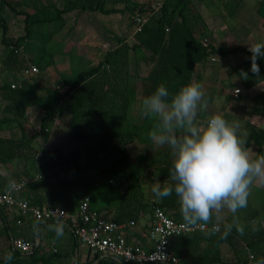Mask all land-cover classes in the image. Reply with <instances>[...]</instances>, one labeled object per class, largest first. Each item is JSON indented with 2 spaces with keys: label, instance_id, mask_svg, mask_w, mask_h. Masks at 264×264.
<instances>
[{
  "label": "trees",
  "instance_id": "obj_1",
  "mask_svg": "<svg viewBox=\"0 0 264 264\" xmlns=\"http://www.w3.org/2000/svg\"><path fill=\"white\" fill-rule=\"evenodd\" d=\"M26 1L24 0L23 5L28 6L30 11H18L16 6L19 3L13 0H0L1 44L8 50L4 63L10 65L13 71H22V74L29 63L36 66L40 64L39 61L25 60L26 52L30 51L28 43L37 36V39H41L40 56L45 55L44 45L66 25L65 14L72 12L83 14L88 11L110 15L128 12L135 30L131 43L126 38L114 37V47L107 50L96 65L78 72L74 79L63 80L62 87L66 89L62 93L57 90H46L45 95H37L34 81L38 74L25 76L14 89L10 85L1 86L0 96L7 104L2 108L3 119L0 123H16L21 126L20 120L26 117L28 105L34 103L41 113L40 128L32 135L35 138L48 131V126L52 128L56 119L65 121L64 117L69 116L70 121L67 122V127L72 151L69 155L71 160L64 159L65 174L70 172L67 163L77 159L76 156L74 157L75 153L78 156L81 152H85L87 160L95 159L97 155L109 150L117 153L116 159L109 162L107 173L122 179L124 191L118 206L120 209L117 217L110 221L136 222L141 212L151 218L153 211L158 208L173 220L184 222L180 214L178 198L174 193L169 197L156 198L149 202L141 190L143 183L154 185L159 182L161 187L166 182L170 183L169 169L172 161L170 150L168 149L169 153L159 152L154 157H142L141 160L147 162V168L150 171L137 174L133 171L134 162L131 161L125 146L134 140L140 144L152 143L149 132L155 122L153 119H146L136 127L130 124L131 106L136 101L138 67L141 65L149 67L147 75L141 79L140 100L142 101L160 84H164L170 94L177 93L183 86L192 83L195 68L205 64L209 57L216 54V51L200 36L203 21L193 0H162L157 10L153 8L157 3L150 4L135 0H63L62 8L53 3L44 4L41 0L40 3L39 0H31L32 4H27ZM120 3L123 4V8L107 7L108 4ZM263 8L264 0L260 2L259 10ZM7 9L23 16L24 34L22 36L11 35V27L5 18ZM15 50L20 51L15 54ZM232 52L235 50L221 54ZM245 53L247 59L234 67V74L243 88L248 90L259 83H264V56L258 57L256 60L258 72H253L256 69L255 66L252 69V53L250 51ZM253 102L262 107L264 113V91L255 95ZM33 138L26 135L20 139L0 138V164L8 163L26 153ZM250 144L257 147L253 159L263 157L264 129L252 130L249 133L243 147L246 149ZM59 150L60 148L50 149L47 153L56 156ZM51 162L55 165V161ZM151 165L154 167L151 168ZM75 171L77 169H74ZM53 175L58 178L59 173ZM30 203L36 205L34 202ZM52 204L51 202L49 205ZM65 208L68 210V207ZM4 211L6 209L0 207V219H4ZM65 226L68 228L67 225ZM224 230L216 236L208 235V237L212 239L213 244H227L233 247V241L238 236V227L233 226L227 237L221 239L220 236ZM199 234L172 240L170 249L178 259V264H249L247 256L223 262L217 256L204 253L200 246L202 240ZM11 239L9 240L11 258L9 259L8 256L5 259L6 264H51L60 258L57 252L45 257L38 247L26 254L14 252L10 249ZM245 240L246 248L254 254L257 248L263 250L264 227L258 225L255 229H249V235ZM73 243L72 256L75 249L79 248L75 237H73ZM184 246L189 249L187 259L183 257L181 251ZM83 264L120 263L93 255L88 256V260Z\"/></svg>",
  "mask_w": 264,
  "mask_h": 264
},
{
  "label": "crops",
  "instance_id": "obj_2",
  "mask_svg": "<svg viewBox=\"0 0 264 264\" xmlns=\"http://www.w3.org/2000/svg\"><path fill=\"white\" fill-rule=\"evenodd\" d=\"M135 1L145 2L139 0ZM261 1L262 0H193L194 6L203 21L200 36L216 51V54L209 57L205 64L197 66L193 74L192 83L201 85L205 93V110H203V112L199 111L197 117V121L202 127L211 115L219 114L225 119V110L229 111L234 109L235 111H233V113L238 117L233 120L229 119V124L236 128L237 124L242 122L243 129L250 132L256 129H264L263 108L257 106L253 102L254 96L264 91V83H259L252 88L245 90L234 74V67L247 59L245 51L251 50L257 44H264V8L259 10ZM86 14L87 13H85L83 17L85 19L89 18L87 19V22L92 18L96 19V13L90 12L88 15ZM106 20L108 23L113 24L110 17ZM92 21L93 20L87 24L90 25ZM92 26L95 28L94 24H92ZM12 36L14 37V35ZM88 38L90 37L88 36L86 39H82L86 41L85 43H81V45L84 46L83 56L94 59L95 61L97 54L92 49L93 46L91 42L93 41H89ZM0 46L3 47L1 44V38ZM112 48H109V50ZM230 50H235V52L221 54ZM2 51V53L0 51V87L8 85L10 82H16H9L6 78L8 73L13 72V68L4 63L8 50L4 48ZM72 54L74 55L75 53ZM25 57V60H29L27 54ZM96 64L93 63L91 66ZM138 75L139 74L137 73V76ZM143 77L139 75L136 78V101L131 106L133 107V116H130V124L135 127L142 121L151 119L144 117L141 112V92H139L140 90L137 87V83L138 80L140 79L141 81ZM55 89H62L64 91L66 88L55 87L52 88V91H55ZM234 90L240 91L237 98L233 96ZM244 91H246V94H243ZM6 104L7 102L0 96L1 115H3L2 108ZM134 106L138 107L136 111L137 115H134ZM40 115V109L34 103L29 104L26 117L23 120H20L21 126H19V128L22 130L20 136L19 134L18 138L12 136V134L16 132V125L2 124L0 125V138L20 139L25 135L33 138L32 135L34 133L30 136L26 134L27 125L29 123L39 122ZM64 119L67 122L70 121L69 116H65ZM47 132V134H41L33 138L30 142V146L27 148V154L23 153L8 163L0 164V192H3L11 181L25 180L27 181V184L20 192V198L28 200L29 202H34L36 205L43 207H68V211L73 213L74 211L70 210L72 209L70 206L73 200L71 201V198L69 197L66 198L65 193L67 192L68 194L69 187L72 185H78L77 182H73V184L70 182V175H73L78 169L74 172V169L68 165L70 169L68 174L64 175V173H59L58 178L53 175L55 172L54 170H51V161L45 157V153L51 149L49 143L53 138L50 134L51 132ZM54 139L59 140V137H55ZM68 146L61 148L59 152L61 151L69 154L71 149L70 145ZM125 148L131 161L134 162L132 167L133 171L137 173L135 165L142 162L143 166L138 169V174L150 171V169L147 168V162L143 159L141 160L142 157H154L159 152H168L167 147L157 148L154 147L152 143L140 144L137 140L127 144ZM42 153H44L45 158L43 157V162H40L39 164L38 156ZM105 157L107 158V163L101 167H97L94 164L92 165V162L83 164L81 170L87 172L86 178L88 180H90V177H95L93 176L94 174H90L92 171L99 170L102 182L95 184L90 192L82 194L79 197L78 202L83 196H89L92 208L98 211L106 219L110 220L117 217V212L120 209L118 206L123 195L124 185L120 177H113L107 173L109 162L116 159L117 153L113 150H109L99 156L100 159H106ZM150 167L153 168L154 166L151 165ZM261 185L264 187V184ZM152 186L153 185L147 183L141 185L144 197L148 201V196H150L148 194H151ZM156 198L157 197L154 195L150 200L154 201ZM51 202L53 204L49 205ZM3 214L4 219H0V264H6L5 259L10 255V238H21L28 242H37L39 251L41 254H44L45 257H49L53 252H57L60 258L51 264H70V259L72 258H74V263L83 264L88 260V256H91L88 251L81 248H76L74 255H71V251L74 247L73 236L65 225L60 224L63 226V235L58 237L54 231V226H56L57 223H37L31 219H27L18 225L16 224L18 217L15 210H6ZM222 216L223 215L221 214L219 215L221 219L225 220ZM150 219V216L141 212L138 221L134 222V227H129L125 231L127 240L132 244L143 248H152V243L145 235L149 229ZM122 223L128 224L129 222L125 221ZM218 223L222 222L212 220L208 225ZM223 226L225 227V225ZM64 234H68V238ZM199 236L202 240L200 246L203 251L205 250L204 247L211 249V253L213 252V254L215 252L218 253L219 250H225V247H223L224 244H213L212 239L208 237V234L202 233L199 234ZM58 246H62L65 249L64 255L60 254ZM79 250H83V253L80 254ZM181 251L183 257L187 259L186 253L189 249L184 246L181 248Z\"/></svg>",
  "mask_w": 264,
  "mask_h": 264
},
{
  "label": "clouds",
  "instance_id": "obj_3",
  "mask_svg": "<svg viewBox=\"0 0 264 264\" xmlns=\"http://www.w3.org/2000/svg\"><path fill=\"white\" fill-rule=\"evenodd\" d=\"M249 51L252 69H256L253 72H258L256 60L264 56V44ZM204 97L199 84L189 83L175 94L160 84L141 101L142 115L155 121L150 141L154 147H167L172 158L170 183L161 187L157 182L151 191L157 198L174 193L183 220L193 226L208 225L225 210L235 217L247 207L252 185L264 184V157L250 156L234 126L219 114L211 115L203 127L198 123L199 111L206 104ZM233 226L226 225L220 238H226ZM237 227L243 233L242 227ZM54 231L62 236L63 226L57 224ZM218 231L213 225L208 235Z\"/></svg>",
  "mask_w": 264,
  "mask_h": 264
},
{
  "label": "rangeland",
  "instance_id": "obj_4",
  "mask_svg": "<svg viewBox=\"0 0 264 264\" xmlns=\"http://www.w3.org/2000/svg\"><path fill=\"white\" fill-rule=\"evenodd\" d=\"M16 3H19V5L16 6L18 11H30V8L28 6L23 5L24 0H13ZM139 1H145L150 4H156L160 3L162 0H139ZM42 3H53L57 7L62 8L64 3L63 0H41ZM21 3V4H20ZM27 4H32L31 0L26 1ZM40 3V0H39ZM108 8L110 7H117V8H123V4H108ZM88 13L90 12H85ZM82 15V13L78 12H72L69 14L64 15L65 19V27L63 30H61L56 35H53L51 37V40L44 45L46 48L45 55L43 54L40 56V50L42 49L41 46V39H37V36H34L32 40L30 41V51L26 52L27 57L29 58V61H39L37 77L34 81V84H36V94L43 96L45 95L46 90L52 91V88L55 87H62L63 80L67 79H74L76 74L80 71H83L85 69H88L92 67L91 65L96 64L99 59H101L104 55V52L109 50V48L114 47L115 41L114 36H119L126 38L129 43L132 42L131 36L135 30V27L131 23V18L128 12L123 13H115L110 15H103V14H97L96 19L92 18V23L89 25L91 20L87 22V19H85ZM110 17L112 19V23L110 24L107 22V18ZM5 18L8 21V24L11 26V35H14V37H19L24 34V21L23 16L19 14H15L13 11L7 9ZM95 20V21H94ZM92 24L95 25V28L92 26ZM113 29V30H112ZM110 30V31H109ZM2 35V31L0 29V38ZM89 41H93L92 43V49L97 54L95 61L91 58H86L83 56L84 46L81 45V43H85V40H82L83 38L86 39L87 37ZM89 43V44H91ZM3 47L0 46L1 53L3 52ZM75 51V52H74ZM72 53H75L74 55ZM69 54V55H68ZM67 55V56H65ZM100 61V60H99ZM93 62V63H92ZM134 66L132 63L131 70L133 71ZM149 71V67L145 65H141L138 67V74L140 76H145L147 72ZM138 75V76H139ZM7 80L10 81H16V82H10L8 85L16 84L19 85L20 81L25 78V75L21 74L20 71H13L12 73L7 74ZM139 79V78H138ZM193 80V78H192ZM142 83L140 79L138 80L137 87L141 92V86ZM63 92L62 89H55V91ZM243 94H246V91L243 92ZM139 95V94H138ZM135 113L134 115H137L136 111L138 109L137 106H134ZM133 107H131L130 116H133ZM205 110V105L201 107L200 112H203ZM233 110H225V120L228 122L229 119L233 120L234 118L238 117L236 114L233 113ZM0 119H3V115L0 113ZM239 120V119H238ZM1 121V120H0ZM229 123V122H228ZM242 123V122H241ZM237 124L236 126V134L238 138L242 141V147L247 141V137L249 135L250 131H247L243 129V123ZM5 123H0V125ZM16 125L15 129L16 132L12 134L13 137L18 138V134L20 136V132L22 131L19 126ZM29 125V126H28ZM27 125L26 134L31 135L32 133H35V131H38L40 128V121L35 123H29ZM231 125V124H230ZM51 126H48L49 132H51L52 140L49 143V147L51 149L56 148H63L68 146L70 137L68 133V127H67V121H61L60 119H56L54 126L50 128ZM48 132H44L42 134H47ZM55 137H59V140L54 139ZM40 138V137H39ZM55 140V141H54ZM41 141V140H40ZM41 143V142H40ZM69 147V146H68ZM70 149L72 151V148L70 146ZM249 151L250 156L253 158L256 155L257 147L253 144H250L248 148H246ZM79 150V149H77ZM80 151V150H79ZM56 156L48 155V153H45V157L50 159L49 161H55V165H52V162L50 163L51 170H54L55 173H64V168L66 167L64 163V159L71 160L70 153H64L59 152L55 154ZM87 154L84 152H81L80 154L75 153L74 157L76 156L77 159L73 162H68L67 164L69 167L73 169H78L77 172L73 173V175H70V182L73 184V182H77L78 185H72L69 187V192L65 193L66 198H71L72 204L70 210L76 211L77 209V202L79 197L87 192H90L92 190V187L102 182L100 179V171H92L90 174L95 176L94 178L90 177V180L86 178L87 172L82 171L83 164H87L92 162L91 164L96 165L97 167L104 166L107 163L106 159H100L99 156L101 154L97 155L95 159L87 160ZM59 156V158H57ZM44 153L40 154L38 156L39 164L40 162H43ZM44 157V158H45ZM53 158V159H52ZM70 158V159H69ZM89 158V157H88ZM135 159V158H134ZM133 159V160H134ZM59 160V161H57ZM94 160V161H93ZM67 165V166H68ZM143 164L142 162H139L135 165V169L137 168V174L138 169L142 168ZM117 180V178H116ZM148 198L149 202H151L150 198L154 196V194L151 191V194L149 193ZM223 215L222 217L225 219H221L220 217H213V220L216 222H222L218 223L220 225H228L233 224L237 227H242L243 233H241L238 230V236H236L235 240L233 241V247L229 246L227 244H224L223 247H225V250L221 251L219 250L218 253L213 252L211 253V249H207L206 247L204 252H206L208 255H215L219 257L223 262H229L232 259L238 258V257H244L247 256L246 254V237L249 235V229H255L258 225H261L264 227V187L260 183H254L251 187L250 195L248 198V204L247 207L244 209L239 210L235 217L231 213H228L226 210L221 213ZM224 221V222H223ZM63 225V224H62ZM134 227V226H133ZM65 235V234H64ZM68 238V234L65 235ZM59 252L61 255L65 254V249L61 246L59 247ZM215 249V248H214ZM262 248H257V251L255 253L258 262L260 264H264V255H262ZM79 253H83V250H79ZM86 253V252H85ZM245 253V254H244ZM186 256H188V252L186 253ZM74 263V258L70 259V264Z\"/></svg>",
  "mask_w": 264,
  "mask_h": 264
},
{
  "label": "built area",
  "instance_id": "obj_5",
  "mask_svg": "<svg viewBox=\"0 0 264 264\" xmlns=\"http://www.w3.org/2000/svg\"><path fill=\"white\" fill-rule=\"evenodd\" d=\"M160 4L153 8L157 10ZM20 50H15L18 54ZM39 72L36 65L29 63L23 71L25 76L34 75ZM12 89L18 87L11 84ZM240 94L234 90L235 98ZM27 181H11L6 189L0 193V207L6 210H15L18 219L16 224L31 219L37 223L65 224L73 237L78 242L79 248L85 249L93 256L100 259H111L120 264H178V259L172 253L170 245L173 239L206 233L215 225L219 231L225 229L223 225H189L185 221L177 222L168 217L162 210L156 208L153 211L146 238L152 243V248H143L132 244L125 236V231L134 226V222L128 224L115 223L103 217L98 211L92 208L90 197H82L77 205L76 211L69 212L65 207L51 206L41 207L31 204L28 200L19 197ZM38 246L37 242H28L21 238H12L10 249L19 253H30ZM249 264H260L255 254L246 248Z\"/></svg>",
  "mask_w": 264,
  "mask_h": 264
}]
</instances>
